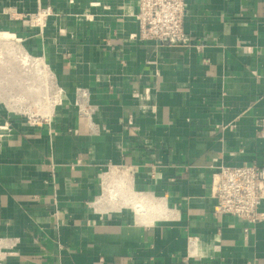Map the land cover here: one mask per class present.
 <instances>
[{"label":"crops","instance_id":"0c3cea01","mask_svg":"<svg viewBox=\"0 0 264 264\" xmlns=\"http://www.w3.org/2000/svg\"><path fill=\"white\" fill-rule=\"evenodd\" d=\"M46 7L43 31L28 28ZM137 10L0 0V31L43 59L59 90L41 127L0 138L2 264H264V220L245 233L210 197L212 167L264 168V0H188L191 48L131 39ZM146 88L148 108L133 96Z\"/></svg>","mask_w":264,"mask_h":264},{"label":"built area","instance_id":"2783aa9c","mask_svg":"<svg viewBox=\"0 0 264 264\" xmlns=\"http://www.w3.org/2000/svg\"><path fill=\"white\" fill-rule=\"evenodd\" d=\"M137 1L138 10L135 18L139 25V31L131 35V39L158 41L170 47L191 48L197 46L184 28L188 0ZM52 13L51 7L40 8L35 13L28 15L26 26L39 28L40 31H43ZM133 96L145 105L151 102L152 91L150 88H146L142 92H135ZM79 97L85 101L84 116L87 117L89 113L85 108V103L89 100L88 91L84 89L80 92ZM148 107L144 106V108ZM151 109L155 112L156 106L152 105ZM129 124H132V120L129 121ZM27 125L39 128L43 123H29ZM210 197L215 202L213 208L215 217H235L239 222L246 225L244 231L249 233L252 230L251 227L264 220V213L259 210L264 201V168L256 165L212 167ZM57 215L55 213V216ZM5 257L6 253L0 252V264L3 263Z\"/></svg>","mask_w":264,"mask_h":264},{"label":"rangeland","instance_id":"374dc122","mask_svg":"<svg viewBox=\"0 0 264 264\" xmlns=\"http://www.w3.org/2000/svg\"><path fill=\"white\" fill-rule=\"evenodd\" d=\"M10 47H16V55ZM1 50L7 54L0 53V104L4 105L5 123L9 127L7 133L0 135L4 136L13 131L15 124L48 120L59 103V90L54 88L51 72L43 59L36 57L22 40L8 45L1 41Z\"/></svg>","mask_w":264,"mask_h":264},{"label":"bare ground","instance_id":"6f19581e","mask_svg":"<svg viewBox=\"0 0 264 264\" xmlns=\"http://www.w3.org/2000/svg\"><path fill=\"white\" fill-rule=\"evenodd\" d=\"M21 39H19L18 37H16L15 35H13V34H11V33H9V32H7V31H0V42L2 41V42H5V43H7V45L8 44H14V43H16L17 41H20ZM17 47V46H16ZM15 47V48H16ZM11 48V47H10ZM14 48V49H15ZM14 49H12L11 48V50H14ZM6 51H7V49H6ZM15 52V50L12 52V54ZM1 54L2 53H4V52H2V50H1V52H0ZM5 54V53H4ZM12 54L9 56V57H11L12 56ZM15 55H16V53H14ZM18 54V53H17ZM5 55H7V54H5ZM15 55H13L14 57H15ZM18 57V56H17ZM16 57V58H17ZM0 58H1V56H0ZM2 60V59H1ZM3 62V61H2ZM38 73V72H37ZM45 75V74H44ZM46 77H49V76H46ZM50 78V77H49ZM32 89V88H31ZM120 174V173H119ZM122 176V175H121ZM108 178H110V176L108 177ZM107 178V179H108ZM112 178V177H111ZM119 178H120V176H119ZM113 179V181H114V178H112ZM128 180V179H127ZM111 181V180H110ZM113 181H111V182H113ZM122 182H125V181H122ZM128 182V181H127ZM126 182V183H127ZM105 183H106V181H105ZM107 185V184H106ZM110 185V184H109ZM109 185H107V186H109ZM125 185V184H124ZM126 188V187H125ZM106 190H107V187H106ZM107 191H109V189L107 190ZM107 193V192H106ZM106 193H105V195H106ZM110 193H111V190H110ZM107 195H109V194H107ZM106 195V196H107ZM114 195V194H113ZM111 197H112V195H111ZM112 199V198H111ZM113 199H114V197H113ZM150 201V200H149ZM149 201H147V203H151V202H149ZM162 203V202H161ZM140 204V203H139ZM152 204V203H151ZM138 205V204H137ZM149 205V204H148ZM154 206H155V204H153ZM152 206V205H151ZM154 206L151 208V209H154ZM138 207H141V206H137V208ZM143 208H138V212L140 213V216H141V214H143L144 212V206H142ZM136 207H135V209H137ZM158 208V207H157ZM156 208V209H157ZM161 208V207H160ZM162 209V208H161ZM164 209V208H163ZM162 209V210H163ZM152 211V210H151ZM154 211V210H153ZM162 212V211H161ZM161 212H159L158 211V213H161ZM156 213H157V211H156ZM155 214V213H154ZM154 216V215H153ZM159 216H161V214H159ZM155 217H153V219H154Z\"/></svg>","mask_w":264,"mask_h":264}]
</instances>
